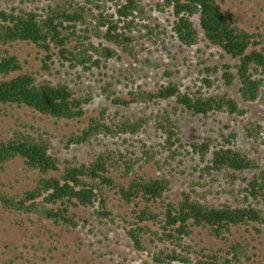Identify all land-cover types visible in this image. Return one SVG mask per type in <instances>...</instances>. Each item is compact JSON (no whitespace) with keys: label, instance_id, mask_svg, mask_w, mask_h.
Masks as SVG:
<instances>
[{"label":"trees","instance_id":"1","mask_svg":"<svg viewBox=\"0 0 264 264\" xmlns=\"http://www.w3.org/2000/svg\"><path fill=\"white\" fill-rule=\"evenodd\" d=\"M31 1L36 5L48 0ZM153 8L171 14V34L153 22L152 9L143 0H60L31 8L0 5V117L9 114L8 106H18L59 120H79L99 96L126 108L170 100L175 103L172 109L139 116L119 112L111 115L101 104L100 113L90 116L80 132H72L64 139L65 149L90 146L87 161L62 158L48 131L32 124L18 125L0 137V172L4 173L9 163L20 161L25 171L37 177L34 184L20 191L0 179V208L17 216L35 215L67 229L85 227L89 220L77 210L93 208L92 214L102 223H126L131 245L150 253L152 264H189L195 258L196 264H246L251 258L250 243L230 238L234 228L252 227L259 233L264 226L262 163L231 141L213 150L210 140L192 142L194 151L206 161L208 172H222L231 179L233 191L242 195H235L236 203L209 201L205 193L196 189L167 198L172 181L164 169L170 159L180 155V112L203 117L246 114L247 109L237 98L209 90L219 78L212 74L221 72L226 86L238 79V94L245 103L260 97L264 90V34L241 26L234 15L223 11L218 0H162ZM201 32L203 39L235 61L221 67L206 66L207 74L198 78L201 83L194 86L182 88L178 82L170 81L153 90L133 87L124 95H119L109 80L101 86V92H93L74 88L65 81L40 79L36 72L25 71L20 57L11 51L14 44L21 42L43 50L41 60L46 69L57 58L63 67L90 71L106 66L110 59H121L123 54L148 68H158L155 58H140L138 41L152 44V53L160 47L168 49L170 37L187 47L197 45L202 40ZM150 127L164 138L160 145L168 151L165 160L158 156L160 150L144 141L142 155L132 148L134 137ZM250 134L258 137L254 132ZM112 140L116 146L111 145ZM119 140L122 143L118 145ZM147 164L156 166V174L141 173ZM110 194L133 206L130 218L109 206ZM16 222L23 226V221ZM197 228L228 247L196 250L185 244L184 239Z\"/></svg>","mask_w":264,"mask_h":264},{"label":"rangeland","instance_id":"2","mask_svg":"<svg viewBox=\"0 0 264 264\" xmlns=\"http://www.w3.org/2000/svg\"><path fill=\"white\" fill-rule=\"evenodd\" d=\"M60 0L40 1L36 5L31 0H0L2 7L21 5L26 8L34 6H46ZM147 7L152 9L151 14L154 23H159L171 34L173 18L169 12H158L154 10L157 2L162 0H143ZM223 11L234 15L241 26L250 32H261L264 34V0H218ZM192 47L182 45L177 39L170 37L167 44L168 49L162 47L159 51L154 49L148 42L138 41L136 48L142 60L153 57L159 63L158 68H148L140 62H136L127 54L121 59L113 58L107 61L100 69L93 68L84 71L82 67L72 69L68 65L61 66L59 59L50 69L43 67L42 58L45 52L37 49L31 44L16 43L11 51L17 54L24 63V70H32L38 74L40 79H48L54 83L60 81L68 82L74 88L88 89L93 92H101V86L106 80L113 82L114 89L119 95L127 94L133 87L143 86L153 90L161 84L176 81L182 88L200 84L198 78L207 74L206 66L221 67L224 63L235 60L226 54L223 49L211 45L203 39ZM218 76L214 87L209 89L216 92H224L237 98L243 104L247 112L243 116H229L226 113H216L209 117L190 116L187 113H179V126L182 135V147L179 146L180 155L170 159L164 171L171 178L170 189L166 197H179L184 191L196 189L205 193L209 201L219 203L231 201L236 203L235 195L242 198L238 191H233L231 179L225 173L206 169V161L202 160L199 153L192 147L194 141L210 140V147H219L227 144V141L254 157L264 167V90L260 97L250 103L243 102L238 94L239 80L236 79L231 86H226L221 78V72L212 74ZM101 104L108 108V112L114 115L119 112L127 116H139L157 113L164 108L172 109L174 101H162L160 105H134L131 107H118L107 100L105 96L95 98L92 104L86 108V114L79 120H59L46 116L28 107L8 106L9 114L0 117V137L7 136L13 129L22 123L35 125L42 130L48 131L53 137L56 149L64 159L75 161H87L90 146H72L64 148V139L72 132H80L92 115H97L102 110ZM259 125V126H257ZM257 126V129H253ZM259 127V128H258ZM251 130V131H249ZM257 134V138L250 133ZM133 143L139 155H142V141L152 145L154 150H160L158 156L163 160L168 151L163 150L160 145L163 137L157 134L153 127L141 133ZM227 140V141H226ZM105 142H109L106 139ZM122 140L118 141V145ZM113 144V140L111 141ZM228 145V144H227ZM116 146V145H114ZM212 155L210 154L209 157ZM158 169L152 164H147L141 173L154 175ZM37 177L33 172L24 170L20 161L9 163L5 172H0V179L13 190L20 191L34 184ZM239 183L236 182V187ZM111 195L109 206L118 212L132 216L133 206L118 200V195ZM193 196H197L193 194ZM81 216L88 218L89 223L82 227L67 229L65 226L56 225L48 220H40L37 216L14 215L5 213L0 208V264H152V258L147 251L140 252L133 248L131 241L125 231L126 223L117 224L102 223L92 214L93 208L77 210ZM23 221L21 227L16 221ZM154 229L157 226L152 225ZM258 233L252 227L234 228L230 240H246L250 243V259L246 264H264V226L261 225ZM190 244L194 249L202 248H226L228 244L209 235L207 231L197 228L195 232L183 241ZM194 257V256H193ZM196 258L192 263L196 264ZM170 264H184L172 262Z\"/></svg>","mask_w":264,"mask_h":264}]
</instances>
